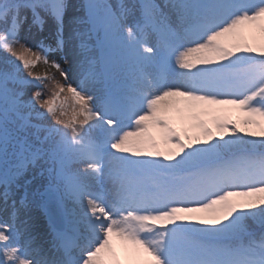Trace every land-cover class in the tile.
I'll list each match as a JSON object with an SVG mask.
<instances>
[{
    "label": "snow or ice",
    "instance_id": "1",
    "mask_svg": "<svg viewBox=\"0 0 264 264\" xmlns=\"http://www.w3.org/2000/svg\"><path fill=\"white\" fill-rule=\"evenodd\" d=\"M69 7L0 0V264H264V0H85L65 52Z\"/></svg>",
    "mask_w": 264,
    "mask_h": 264
},
{
    "label": "rangeland",
    "instance_id": "2",
    "mask_svg": "<svg viewBox=\"0 0 264 264\" xmlns=\"http://www.w3.org/2000/svg\"><path fill=\"white\" fill-rule=\"evenodd\" d=\"M139 0H136L137 3ZM109 4L112 6H117L120 3V0H107ZM124 3H130L131 0H123ZM154 2L158 5L163 6L165 4V0H154ZM67 3L69 4V8L66 11L65 15V40L67 42L65 52H70L72 48L74 47L75 42L70 39L72 34V18L74 15H82L81 11V0H67ZM29 19L25 22V25L21 31V38L22 42L28 43L29 45H32L35 42V39H43L45 37H50L54 34V31L52 29V26L54 24V21L51 20L50 17L46 18L48 20V23H46L45 28L43 32H41L39 29L35 27H30L31 25V14L28 13ZM140 14L139 11L135 13L134 16H130L128 19V24H133L137 19H139ZM151 35V43H155L157 37L154 33ZM245 36H247V33H245ZM251 42V41H250ZM6 54L3 52H0V58L4 57ZM64 55V53H55L53 58L61 60V56ZM62 67L67 68V65L63 63V60H61ZM35 71L43 73L45 71L44 65H39L35 69ZM49 73H54L56 79L62 80L63 78L60 76V73L57 72L54 68L47 69ZM98 72H101L100 68H97ZM71 76V74H70ZM115 76L117 79H120L119 71L117 70L115 72ZM73 80H75L74 76H71ZM101 80L96 82L94 84V88L97 92V94H102L101 89ZM225 109L223 112L216 113V115L224 116L226 113L231 115V112L235 111V115L238 118L242 114L239 113V111L232 105H226L223 106ZM232 115L231 117H233ZM207 118V117H206ZM177 126H180V122L177 121ZM27 179H32V184L28 185L27 188L25 187H19V188H13V192L15 194V198L19 199V197H23L25 195V192H27V202L28 207L23 209L20 214V219L25 220L28 218H31L35 222V234L40 240V242L43 243V241L50 239L48 236V224L46 223V219L44 216V213L41 211V198H40V191L43 189L44 185L47 184V174L43 177L39 175V170H30L27 173L26 176ZM21 184H23V181H21ZM0 191H3V187L0 186ZM5 213L3 212V202L0 201V218L4 217ZM114 245L116 247L117 252L121 255L124 254L123 252V243L119 241L118 239H114ZM45 247L47 245L45 244ZM130 257V256H129ZM135 261L129 262V264H133Z\"/></svg>",
    "mask_w": 264,
    "mask_h": 264
}]
</instances>
